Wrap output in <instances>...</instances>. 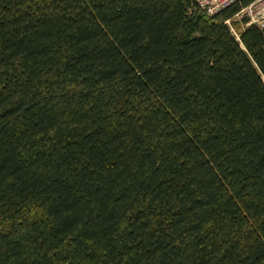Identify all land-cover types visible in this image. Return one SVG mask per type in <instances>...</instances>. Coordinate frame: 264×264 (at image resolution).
I'll return each instance as SVG.
<instances>
[{
  "label": "trees",
  "instance_id": "obj_1",
  "mask_svg": "<svg viewBox=\"0 0 264 264\" xmlns=\"http://www.w3.org/2000/svg\"><path fill=\"white\" fill-rule=\"evenodd\" d=\"M249 1L0 0V264H264Z\"/></svg>",
  "mask_w": 264,
  "mask_h": 264
},
{
  "label": "built area",
  "instance_id": "obj_2",
  "mask_svg": "<svg viewBox=\"0 0 264 264\" xmlns=\"http://www.w3.org/2000/svg\"><path fill=\"white\" fill-rule=\"evenodd\" d=\"M242 0H198L200 8L210 15L222 11L224 8ZM235 20H243L246 22L244 26L256 25L263 33L264 36V0H251L249 4L241 7L235 14ZM227 23L231 26V30L237 34L235 28L228 19Z\"/></svg>",
  "mask_w": 264,
  "mask_h": 264
},
{
  "label": "bare ground",
  "instance_id": "obj_3",
  "mask_svg": "<svg viewBox=\"0 0 264 264\" xmlns=\"http://www.w3.org/2000/svg\"><path fill=\"white\" fill-rule=\"evenodd\" d=\"M244 0H242L241 2H236V3H240V4H243L242 2H243ZM251 2V0L247 3V4H249ZM236 3H234V4H236ZM198 4H199V2H198ZM234 4H232V5H234ZM244 5H246V4H244ZM244 5H242V6H244ZM231 6V5H230ZM230 6H228V7H230ZM241 6V7H242ZM199 7H200V5H199ZM227 8V7H226ZM225 9V8H224ZM223 9V10H224ZM219 13V12H218ZM217 14V13H216ZM216 14H213V15H216ZM210 15V14H209ZM212 16V15H211ZM231 20V24L233 25V22L234 21H232V20H235L234 18L233 19H230ZM236 21V20H235ZM226 24L229 26V28H230V30H231V26L227 23V21H226ZM244 26V25H243ZM233 27H234V25H233ZM244 27H246V26H244ZM232 31V30H231ZM237 32V31H236ZM262 32V31H261ZM232 33L237 37V39H239L240 37H239V34L237 33V34H235L233 31H232ZM262 35H263V33H262ZM263 38H264V36H263Z\"/></svg>",
  "mask_w": 264,
  "mask_h": 264
}]
</instances>
